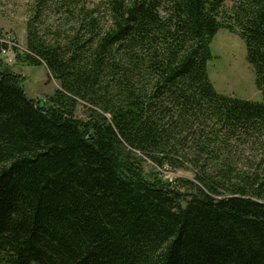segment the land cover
<instances>
[{
	"label": "trees",
	"instance_id": "trees-1",
	"mask_svg": "<svg viewBox=\"0 0 264 264\" xmlns=\"http://www.w3.org/2000/svg\"><path fill=\"white\" fill-rule=\"evenodd\" d=\"M34 2L15 60L60 87L0 41V264H264V0ZM222 29L262 102L210 81Z\"/></svg>",
	"mask_w": 264,
	"mask_h": 264
},
{
	"label": "rangeland",
	"instance_id": "rangeland-1",
	"mask_svg": "<svg viewBox=\"0 0 264 264\" xmlns=\"http://www.w3.org/2000/svg\"><path fill=\"white\" fill-rule=\"evenodd\" d=\"M34 3V0H0V41L9 44L5 62L14 73L21 76L27 95L43 102L47 96L59 89V82L50 77L45 67L16 63L13 50L15 44L25 48L27 22ZM211 50L214 58L208 63V75L215 89L227 96L262 102L263 95L256 86L254 70L247 62L245 42L237 35L222 29L214 38ZM81 114L83 113L80 107L79 115ZM146 169L151 171L149 163ZM158 171L165 180L193 179V173L188 170Z\"/></svg>",
	"mask_w": 264,
	"mask_h": 264
}]
</instances>
